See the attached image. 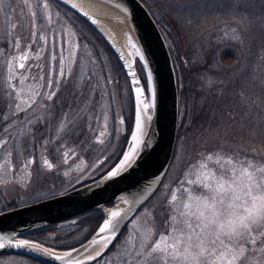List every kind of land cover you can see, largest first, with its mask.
<instances>
[{
	"label": "flooded vegetation",
	"instance_id": "af4514ba",
	"mask_svg": "<svg viewBox=\"0 0 264 264\" xmlns=\"http://www.w3.org/2000/svg\"><path fill=\"white\" fill-rule=\"evenodd\" d=\"M29 4L30 9L24 0H0V141L5 142L0 144V211L105 174L123 158L135 120L130 82L104 37L58 0ZM25 52L26 60L14 59ZM135 64L147 91L141 66L137 60ZM170 165L145 204L158 192ZM96 211L101 220L102 212ZM92 213L82 212L71 224L49 227L56 237H70L83 228L84 240L95 222Z\"/></svg>",
	"mask_w": 264,
	"mask_h": 264
},
{
	"label": "rangeland",
	"instance_id": "374dc122",
	"mask_svg": "<svg viewBox=\"0 0 264 264\" xmlns=\"http://www.w3.org/2000/svg\"><path fill=\"white\" fill-rule=\"evenodd\" d=\"M144 1L162 29L178 72L173 156L158 192L93 264H135L145 222L163 226L170 190L187 178L185 173L203 154L264 159L256 156L264 153V0ZM84 232L82 228L70 237H56L44 230L42 236L51 244L67 246L81 241ZM0 264L41 263L5 253Z\"/></svg>",
	"mask_w": 264,
	"mask_h": 264
},
{
	"label": "water",
	"instance_id": "95a60500",
	"mask_svg": "<svg viewBox=\"0 0 264 264\" xmlns=\"http://www.w3.org/2000/svg\"><path fill=\"white\" fill-rule=\"evenodd\" d=\"M58 1L81 15L104 37L118 57L130 82L135 117V89L140 87L144 89V99L154 104L148 112L152 118L149 120L141 110L142 143L134 153L133 160L116 176L109 178L108 173L119 163L91 182L54 196L0 211V238H3L0 242L5 245L0 248V254L20 253L46 264H91L110 249L122 228L154 193L168 168L177 133V77L164 35L142 0ZM124 36L129 38L132 47L136 46L133 47L135 50H140L144 60H141L137 53H131ZM135 59L142 65L146 79L151 72L154 99L144 88ZM144 63H147V69L143 67ZM126 65H131V68ZM133 71L135 77L129 74ZM134 79H138L140 83L134 84ZM94 209L102 212L101 221L88 238L74 246L58 248L24 236L28 232L55 223H73L76 221L74 216ZM113 211L120 213L112 220L115 235H110L108 231L100 233V227ZM18 241L27 243L17 247ZM105 243L107 247H104ZM98 252L100 255H97Z\"/></svg>",
	"mask_w": 264,
	"mask_h": 264
},
{
	"label": "snow or ice",
	"instance_id": "6c2138e0",
	"mask_svg": "<svg viewBox=\"0 0 264 264\" xmlns=\"http://www.w3.org/2000/svg\"><path fill=\"white\" fill-rule=\"evenodd\" d=\"M24 3L30 9L29 0H24ZM44 7H48L47 3ZM16 43L19 46V41ZM136 52L144 60L140 50L136 49ZM27 58L28 53L25 52L14 59L24 61ZM63 62L61 59L60 63ZM18 66L25 67L24 63ZM126 67L131 68V65ZM143 67L147 69V63ZM9 71L12 72L11 62ZM129 74L135 77L134 71ZM147 79V91L154 99L151 72ZM133 83L139 84L140 81L134 79ZM48 86H53L51 80H48ZM135 93V130L131 133L130 147L119 164L108 173L109 178L116 176L133 160L134 153L142 143L141 110L149 120L152 118L148 112L154 104L144 99V89L136 87ZM53 95L55 92L47 99ZM104 135V132L100 133V136ZM2 143L5 142L0 141ZM252 151L256 153L255 149ZM256 156H264V153H256ZM27 163L30 165L33 161L28 160ZM44 164L49 169L52 167L47 159ZM185 176L187 178L181 180L177 188L170 190L167 219L163 226L145 222L135 252L140 259L135 264H264V159L241 158L222 152L203 154L202 159L189 167ZM119 215L117 211L111 212L99 232L108 231L110 235H115L112 220ZM26 243L18 241L16 246L21 247ZM4 246L0 242V248ZM107 246L105 243L104 247Z\"/></svg>",
	"mask_w": 264,
	"mask_h": 264
},
{
	"label": "trees",
	"instance_id": "16d2710c",
	"mask_svg": "<svg viewBox=\"0 0 264 264\" xmlns=\"http://www.w3.org/2000/svg\"><path fill=\"white\" fill-rule=\"evenodd\" d=\"M143 1H144V0H143ZM144 2H145V1H144ZM145 3H146V2H145ZM154 17H155V16H154ZM169 49H170V52H171V55H172V51H171L170 46H169ZM172 58H173V62H174V57H173V55H172ZM174 67H175V71H176V75H177V83H178V85H179L178 72H177V68H176V64H175V62H174ZM178 93H179V88H178ZM92 214L94 215L95 222H94V224H92V228H90V232L93 231L95 225L99 222V220H100V218H101V213L98 212V211H96V210L93 211ZM44 230H52V232L55 231V229L52 228V227H46V228H42V229H38V230L32 231V232L28 233L26 236L31 237V238H34V239L39 240V241H42V242H44V243H46V244H49V245H51V246H55V247H68V246H72V245H73V244H72V245H67V246H66V245L59 246V245H54V244H51V243L45 241V240H44V237L42 236V233H43ZM90 232H89V233H90ZM28 257H29V256H28ZM29 258H31L32 260H35V261H37V262H39V263H41V264H46V263H44V262H42V261H39V260H37V259H34V258H32V257H29Z\"/></svg>",
	"mask_w": 264,
	"mask_h": 264
},
{
	"label": "bare ground",
	"instance_id": "6f19581e",
	"mask_svg": "<svg viewBox=\"0 0 264 264\" xmlns=\"http://www.w3.org/2000/svg\"><path fill=\"white\" fill-rule=\"evenodd\" d=\"M123 38H125V39H124L125 43H126V42L128 43V48H129V50L131 51V53H132V54H136V53H137L136 50L131 46V43L128 41L129 38H128V37H125V36H124ZM130 141H131V139H130Z\"/></svg>",
	"mask_w": 264,
	"mask_h": 264
}]
</instances>
